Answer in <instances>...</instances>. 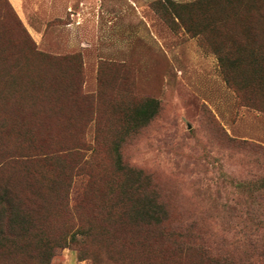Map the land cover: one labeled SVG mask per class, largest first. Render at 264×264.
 <instances>
[{"label":"rangeland","instance_id":"rangeland-1","mask_svg":"<svg viewBox=\"0 0 264 264\" xmlns=\"http://www.w3.org/2000/svg\"><path fill=\"white\" fill-rule=\"evenodd\" d=\"M238 1L0 0V264H264V0Z\"/></svg>","mask_w":264,"mask_h":264},{"label":"trees","instance_id":"trees-1","mask_svg":"<svg viewBox=\"0 0 264 264\" xmlns=\"http://www.w3.org/2000/svg\"><path fill=\"white\" fill-rule=\"evenodd\" d=\"M167 8H170L175 14L177 18H179L181 21H187L185 20V17L188 16L190 9L193 7V5H197L198 8H200L201 13L205 15L206 9H203V7H207V4L205 0H195L189 3H175L173 0H163ZM223 0H215V3H220ZM227 3L230 5L233 4L234 0H226ZM239 2L238 0H235ZM244 1V8H243V14L249 13V11H256L257 3L252 0H243ZM234 14V13H233ZM236 15V14H234ZM187 18V17H186ZM187 29L189 31H192L193 33H200L203 29L197 30L194 26L191 25L188 21ZM158 111V102L153 99H146L144 102L141 103V105L136 108L131 116V122L136 126H142L144 124H147L157 113ZM7 191L5 192V194ZM143 198V204L141 207L134 208L133 211L129 214L130 218L138 219L142 222H144L146 225L150 226H161L166 218V213L164 209L162 208L161 204L157 202L155 198H153V195H145ZM10 211L12 217L15 218V221H24L25 214L21 212V209L18 207L14 208L13 203L9 204ZM2 215V212H0ZM22 230L26 232V228L22 227ZM54 245H49V251L47 253L49 256H44L43 264H49V261L52 256L55 255V253H52L54 251Z\"/></svg>","mask_w":264,"mask_h":264}]
</instances>
